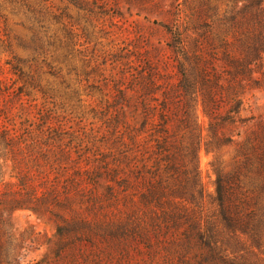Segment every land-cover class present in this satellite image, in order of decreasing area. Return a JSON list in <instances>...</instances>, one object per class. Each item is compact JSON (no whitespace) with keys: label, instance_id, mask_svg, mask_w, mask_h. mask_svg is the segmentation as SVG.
<instances>
[{"label":"rangeland","instance_id":"obj_1","mask_svg":"<svg viewBox=\"0 0 264 264\" xmlns=\"http://www.w3.org/2000/svg\"><path fill=\"white\" fill-rule=\"evenodd\" d=\"M249 2L0 0V130L36 143L44 138L41 123L51 126L50 151L45 144L43 148L35 144L29 151L24 141L18 142L20 165L31 168L30 173L37 167L46 172L63 198L71 174L87 178L90 169L100 164L102 153L112 149L108 122L125 102L120 90L129 96L128 121L139 123L145 102L158 106L165 89L178 81L177 60L169 46L173 33L163 24L181 32L191 56L202 53L211 73L218 71L225 77L226 53L238 51L233 22L245 19ZM152 82L154 92H150ZM222 82L227 81L223 78ZM155 96L158 100L152 99ZM245 96L242 116L264 118V90L247 91ZM196 115L206 127L208 116L200 100ZM237 129L244 136L246 127ZM237 149L235 143L221 148L225 170L234 168ZM214 157L202 145L199 166L206 193L214 191L215 173L210 164ZM4 163L0 191L11 193L18 188L17 178L10 176L13 160ZM54 232L55 221L48 216L41 219L25 209L4 212L0 264H197L190 254L182 259L165 249L167 242L152 249L133 243L122 254L111 250L112 255L100 249L103 243L99 241L98 246L82 242L59 255L54 249ZM85 250L87 256L81 254ZM236 253L230 252L228 260L264 264V230L260 245ZM215 264L225 262L218 257Z\"/></svg>","mask_w":264,"mask_h":264},{"label":"trees","instance_id":"obj_2","mask_svg":"<svg viewBox=\"0 0 264 264\" xmlns=\"http://www.w3.org/2000/svg\"><path fill=\"white\" fill-rule=\"evenodd\" d=\"M244 16L233 22L238 51L226 53L225 77L211 73L202 53L191 56L181 32L163 24L173 33L169 46L178 81L165 89L158 106L145 102L139 123L128 121L129 96L120 90L125 102L108 122L112 149L102 153L87 178L71 174L63 198L46 172L37 167L30 173L17 159L19 141L29 151L35 144L49 145L50 151L51 126L41 123L44 138L36 143L0 130V180L6 173L4 160L10 158V176L18 185L11 193L0 191V219L18 209L52 218L59 255L82 242L98 246L99 241L109 255L111 250L122 254L133 243L152 249L167 242L165 249L182 259L190 254L197 264H215L218 257L225 264H246L228 258L230 252L260 245L264 230V118L241 114L245 93L264 90V0H250ZM154 85H149L150 92ZM199 100L208 116L206 127L197 120ZM239 126L246 127L244 136ZM233 143L238 144L235 166L227 171L219 152ZM202 145L215 154L210 161L214 191L209 193L199 166Z\"/></svg>","mask_w":264,"mask_h":264}]
</instances>
